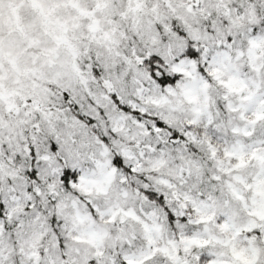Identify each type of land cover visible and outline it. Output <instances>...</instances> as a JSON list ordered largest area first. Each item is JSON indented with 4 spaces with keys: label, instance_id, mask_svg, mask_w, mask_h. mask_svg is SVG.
<instances>
[{
    "label": "snow or ice",
    "instance_id": "obj_1",
    "mask_svg": "<svg viewBox=\"0 0 264 264\" xmlns=\"http://www.w3.org/2000/svg\"><path fill=\"white\" fill-rule=\"evenodd\" d=\"M0 264H264V0H0Z\"/></svg>",
    "mask_w": 264,
    "mask_h": 264
}]
</instances>
